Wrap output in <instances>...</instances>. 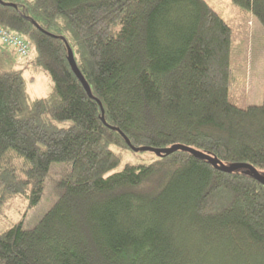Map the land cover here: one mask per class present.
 <instances>
[{"label": "trees", "instance_id": "16d2710c", "mask_svg": "<svg viewBox=\"0 0 264 264\" xmlns=\"http://www.w3.org/2000/svg\"><path fill=\"white\" fill-rule=\"evenodd\" d=\"M233 1L264 26V0ZM0 25L35 50L22 67L0 54V209L36 206L65 165L34 226L0 229V264H264V184L250 170L135 151L121 133L264 174V93L230 100L233 29L207 0H0ZM27 67L50 76L46 96H29Z\"/></svg>", "mask_w": 264, "mask_h": 264}, {"label": "rangeland", "instance_id": "374dc122", "mask_svg": "<svg viewBox=\"0 0 264 264\" xmlns=\"http://www.w3.org/2000/svg\"><path fill=\"white\" fill-rule=\"evenodd\" d=\"M207 1L226 19L233 29L230 100L243 107L249 104L261 103L264 93V69H261L262 71L257 74L259 69L256 67L255 61H257V57H264V34L261 37V32H264L263 24L252 11L240 7L233 0ZM259 26L260 32L258 31ZM31 49L34 54V48ZM0 54L3 58H7V60L4 58L6 66L22 67L26 65V61L22 60L20 56H17L6 46H3V48L0 46ZM25 60L27 59L25 58ZM24 76L27 81V92L32 98L46 96L53 87L50 76L42 69L27 67L24 70ZM141 154H143L144 158L148 157L140 152L133 153L131 159L139 161V159L141 160ZM59 163L62 162H54L52 164L51 172L47 176L44 194L36 206L28 208L27 199L22 196H16L2 203L0 229H4V226H9L21 219L24 227H32L40 220L60 193L56 184L59 178L57 174L58 171L64 169L65 165Z\"/></svg>", "mask_w": 264, "mask_h": 264}, {"label": "water", "instance_id": "95a60500", "mask_svg": "<svg viewBox=\"0 0 264 264\" xmlns=\"http://www.w3.org/2000/svg\"><path fill=\"white\" fill-rule=\"evenodd\" d=\"M69 60L70 63L74 69V71L76 72L77 76L80 78V80L82 81V83L84 84L85 88L87 89V91L90 93L91 96H93V94L91 93V88L88 84V82L86 81L85 77L82 75L79 67L77 66L75 59H74V55H73V51L72 49L69 47ZM98 101L101 104V101L98 99ZM102 119L103 121L106 123L105 121V117H104V109L102 108ZM107 124V123H106ZM110 127L112 128H116L117 130H119L118 127L113 126L108 124ZM123 134V136L125 137L128 145H130L132 147V149H134L135 151L138 150H151L156 152L157 154H165V153H171L177 149H184V150H188L191 153H193L194 155L200 157V158H205L207 160H209L212 164H214L217 168L221 169V170H225V171H232L235 170L237 168H247L248 170H250V172L252 173V175L259 180L260 182H262L264 184V174L262 172H260L256 167H254L251 163H247V162H236V163H230V164H225L223 163L221 160L217 159L216 157L207 154L199 149H196L192 146L186 145V144H182V143H175L173 145L170 146H166V147H154V146H150V145H140V146H135L131 143L130 139L125 135V133L121 132Z\"/></svg>", "mask_w": 264, "mask_h": 264}, {"label": "built area", "instance_id": "2783aa9c", "mask_svg": "<svg viewBox=\"0 0 264 264\" xmlns=\"http://www.w3.org/2000/svg\"><path fill=\"white\" fill-rule=\"evenodd\" d=\"M0 41L21 57L26 58L31 53L30 42L26 38L2 25H0Z\"/></svg>", "mask_w": 264, "mask_h": 264}, {"label": "crops", "instance_id": "0c3cea01", "mask_svg": "<svg viewBox=\"0 0 264 264\" xmlns=\"http://www.w3.org/2000/svg\"><path fill=\"white\" fill-rule=\"evenodd\" d=\"M252 31V30H251ZM259 32H260V26H259V30H258ZM263 34H264V32H261V37H263ZM264 55V54H263ZM262 55V56H263ZM259 58V59H258ZM257 59V61H255V65H256V67L259 69L258 71H257V74L260 72V71H262L261 69H264L263 68V65H264V57H262L261 58V56L260 57H257L256 58ZM245 73H246V69H245ZM248 83V82H247Z\"/></svg>", "mask_w": 264, "mask_h": 264}]
</instances>
